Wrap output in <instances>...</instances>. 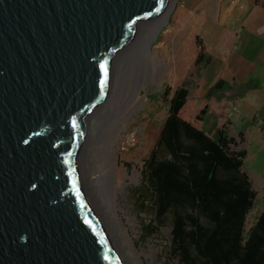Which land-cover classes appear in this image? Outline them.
<instances>
[{"label": "water", "instance_id": "95a60500", "mask_svg": "<svg viewBox=\"0 0 264 264\" xmlns=\"http://www.w3.org/2000/svg\"><path fill=\"white\" fill-rule=\"evenodd\" d=\"M180 0H0V264H143L121 140Z\"/></svg>", "mask_w": 264, "mask_h": 264}, {"label": "trees", "instance_id": "16d2710c", "mask_svg": "<svg viewBox=\"0 0 264 264\" xmlns=\"http://www.w3.org/2000/svg\"><path fill=\"white\" fill-rule=\"evenodd\" d=\"M196 44L199 74L209 58L200 39ZM223 86L217 79L209 89ZM189 94L182 86L168 99L167 117L143 164L142 197L153 211V228L171 227L170 254L177 264H264V209L246 226L257 199L243 169L247 150L225 127L217 139L202 129L208 103L194 119L183 117Z\"/></svg>", "mask_w": 264, "mask_h": 264}, {"label": "rangeland", "instance_id": "374dc122", "mask_svg": "<svg viewBox=\"0 0 264 264\" xmlns=\"http://www.w3.org/2000/svg\"><path fill=\"white\" fill-rule=\"evenodd\" d=\"M178 18L177 10L167 19L163 38L151 44L152 57L161 65L159 78L149 84L148 99L133 108L120 146L115 209L143 264H177L170 254L171 227L164 225L153 228V211L142 197L143 164L154 148L167 117L168 99L177 88L187 87L190 94L182 116L193 119L208 103L210 111L202 127L214 139L218 136L215 128L221 121L214 109L216 95L207 90L211 72H206L200 79L194 65L197 34L182 30L183 25ZM167 88L171 90L168 98L163 95ZM230 105V118L235 123L229 134L236 137L242 129L232 115L236 106L232 102ZM243 137L241 148L248 153L243 169L250 176L257 194L254 207L247 217V226L253 223L263 206L264 139L248 130Z\"/></svg>", "mask_w": 264, "mask_h": 264}, {"label": "crops", "instance_id": "0c3cea01", "mask_svg": "<svg viewBox=\"0 0 264 264\" xmlns=\"http://www.w3.org/2000/svg\"><path fill=\"white\" fill-rule=\"evenodd\" d=\"M178 16L182 30L196 33V41L200 39L204 45L209 65L198 76L201 79L211 72L207 90L214 80L224 83L213 93L221 119L215 132L225 127L229 133L234 126L229 113L232 102L236 106L232 115L242 130L231 137L244 142L248 130L264 139V0H182ZM228 33L230 37H226ZM196 48L197 56V44ZM202 129L208 134L205 127ZM263 209L264 200L247 229Z\"/></svg>", "mask_w": 264, "mask_h": 264}, {"label": "bare ground", "instance_id": "6f19581e", "mask_svg": "<svg viewBox=\"0 0 264 264\" xmlns=\"http://www.w3.org/2000/svg\"><path fill=\"white\" fill-rule=\"evenodd\" d=\"M161 66V65H160ZM158 64V60H154L152 57V50L150 51V70H149V84H152L153 79L159 78V69L161 67ZM155 67V68H154ZM160 67V68H159Z\"/></svg>", "mask_w": 264, "mask_h": 264}]
</instances>
